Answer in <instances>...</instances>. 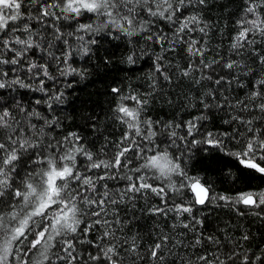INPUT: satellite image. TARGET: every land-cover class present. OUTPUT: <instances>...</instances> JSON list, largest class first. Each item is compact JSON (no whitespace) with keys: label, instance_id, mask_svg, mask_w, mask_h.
<instances>
[{"label":"snow or ice","instance_id":"snow-or-ice-1","mask_svg":"<svg viewBox=\"0 0 264 264\" xmlns=\"http://www.w3.org/2000/svg\"><path fill=\"white\" fill-rule=\"evenodd\" d=\"M205 4L0 0V264H177V257L179 264H264V247L257 245L254 251L243 243L250 240L249 233L239 239L204 235V220L195 214L214 205L264 219V189L216 192L211 181L190 176L183 166L189 145H206L264 176V76L255 78L235 103L227 89L222 91L225 83H239L240 74L257 73L244 60H207L209 25L196 11ZM161 23L170 25L168 32L158 27ZM234 24L230 48L243 55L257 37L264 40V0H243ZM196 32L199 40L192 36ZM103 36H123L129 44L134 37L136 44L143 38L146 45H158L161 54L153 61L155 75L147 76L153 91L111 87L112 119L123 131L118 140L96 148L77 132L65 134L55 109L64 100V88L71 87L60 81L83 75L73 66L75 53L88 56ZM178 44L184 46L187 61L170 72L171 62L163 53L176 51ZM250 54L264 65V56L254 49ZM138 58L133 44L127 63ZM214 65L221 70L215 77L209 71ZM189 77L195 84L215 80L217 87L198 103L205 112L229 109L222 121L227 128L204 129V112L167 122L147 115L155 90ZM19 90L39 95L26 102ZM161 134L166 141L159 140ZM149 195L160 201L148 209L150 215L173 213L174 219L170 232L157 234L141 252L135 237L129 241L117 235L125 226L119 209L129 202L135 207L138 197L147 200ZM93 231L95 239H88ZM173 248L185 250V255H174Z\"/></svg>","mask_w":264,"mask_h":264},{"label":"trees","instance_id":"trees-1","mask_svg":"<svg viewBox=\"0 0 264 264\" xmlns=\"http://www.w3.org/2000/svg\"><path fill=\"white\" fill-rule=\"evenodd\" d=\"M242 6L243 0H206L204 6L196 8V11L209 25L208 36L204 38L207 41V60L209 62L219 61L222 57L225 60H244L257 73L256 77L240 74L239 83L233 81L230 85L225 83L222 86V91L227 89L226 94L233 103L236 99L245 97L250 83L255 78L264 76L261 72L264 65L259 63L258 57L250 54L254 49L259 55L264 56V40L257 37L254 45L246 47L243 55L233 54L230 48L232 37L235 34L234 21L240 17ZM158 27L168 32L170 25L161 23ZM68 30L70 29H65V31ZM192 36L199 40L201 34L196 32ZM97 39L98 43L91 46V54L88 56H81L79 52L75 53L73 66L81 69L83 75L70 76L67 80L60 81L63 85L71 83V87L64 88V100L56 107L55 112L62 123L65 134L69 131L77 132L84 137L85 143H93L96 148H99L105 144L106 140H118L123 131L122 126L112 119L111 87L118 86L128 90L130 86L141 92L153 91L149 87L147 76L155 75L153 61L156 55L161 54V50L158 45H146L143 38L139 39V43L136 44L134 37L133 44L136 46L139 58L130 65L127 63L126 56L133 44L128 43V38L121 36L119 39H113L103 36ZM73 47L77 48V43L74 42ZM183 47L178 44L176 51L163 53L167 61L171 62L170 72L175 65L186 63L187 53L181 50ZM105 60L108 63H105ZM209 71L213 72L214 77L221 74L220 68L215 65L213 70ZM195 77L200 79V73H195ZM191 79L192 77L176 78L173 83L164 84L163 88L155 90L158 94L150 97L147 115L167 122L181 118L187 120L204 112L208 116V119L203 122L204 129L216 131L227 128L222 121L228 118L229 109L205 112L203 106L198 103L200 97L208 90L217 87L215 80L203 79L200 84H195L189 83ZM241 84L243 87L240 86ZM17 94L23 95L26 102L32 96L39 95L25 90H19ZM159 140L166 141V137L161 134ZM170 150L175 152V149ZM183 159V166L188 174L211 181L216 192L234 195L239 191L264 189V176L243 168L231 157H226L206 145H189ZM157 205H160L159 199L151 195L147 200L138 197L135 207L130 202L121 204L119 210L121 217L125 219V226L117 235L129 241L135 237L137 244L140 245V251L143 252L157 234L169 233L174 214L169 213L168 217L150 215L148 209ZM240 207L243 210V206ZM195 214L204 220V235L215 232L222 238L231 236L239 239L242 233L247 232L250 240L243 242L245 246L251 245L254 251L257 250V245L264 247V219L256 215L248 213L240 216L229 207L214 205L201 208ZM176 231L184 230L177 229ZM189 236L191 238V234ZM95 237L96 233L93 231L87 238L95 239ZM82 247L86 245L78 244V248ZM191 251L190 248L187 249L188 254H191ZM172 252L174 255L177 252L180 256L185 255V250L173 248ZM177 264H179V257H177Z\"/></svg>","mask_w":264,"mask_h":264}]
</instances>
